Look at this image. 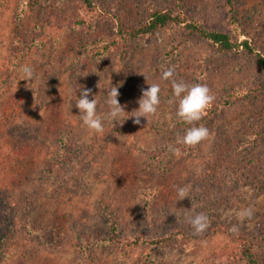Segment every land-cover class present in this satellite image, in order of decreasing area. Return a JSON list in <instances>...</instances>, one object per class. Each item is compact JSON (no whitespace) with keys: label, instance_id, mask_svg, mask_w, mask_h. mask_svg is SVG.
Returning a JSON list of instances; mask_svg holds the SVG:
<instances>
[{"label":"rangeland","instance_id":"rangeland-1","mask_svg":"<svg viewBox=\"0 0 264 264\" xmlns=\"http://www.w3.org/2000/svg\"><path fill=\"white\" fill-rule=\"evenodd\" d=\"M96 1L131 25L144 20L149 5L173 7V0ZM232 4L231 11L225 0L178 3L207 30L248 41L264 55V0ZM79 18L91 26H78ZM116 27L111 18L91 19L75 0H0V227L12 226L0 264H218L235 245L209 236L216 219L251 233L264 260V99L243 96L264 84L255 58L242 47L219 54L173 26L131 41L124 53L98 55ZM22 66L35 78L22 79ZM172 80L206 84L213 102L240 96L208 122L210 135L196 154L181 145L179 156L167 149L179 131ZM153 83L160 104L147 120L106 121L102 133L83 126L74 103L80 90H90L103 116L109 84L119 86L118 101L132 112ZM161 151L165 160L157 162ZM185 185L189 197L179 200L177 187ZM142 187L157 195L151 220L141 216ZM242 209L252 216L241 220ZM201 212L210 222L196 234L189 220ZM108 213L123 236L187 237L173 236L159 249L96 243Z\"/></svg>","mask_w":264,"mask_h":264},{"label":"trees","instance_id":"trees-1","mask_svg":"<svg viewBox=\"0 0 264 264\" xmlns=\"http://www.w3.org/2000/svg\"><path fill=\"white\" fill-rule=\"evenodd\" d=\"M75 1L91 16V19H93L94 17L96 19L111 18L116 20L117 22L116 33L111 37L104 38L101 41V47L97 50L98 55H104L115 50L124 53L131 41L142 37H149L155 32L160 31L166 27H181L188 37H195L202 41L210 43L215 48V51L219 54H227L242 47L244 51L251 54L255 58L256 64L260 72L264 76V55L262 53L255 51L249 45L248 41L236 43L232 41L229 35L218 31L207 30L200 21L193 20L190 17L185 16L180 11L178 5L180 0H173V7L170 8L161 9L151 5L145 7L144 20L136 25L127 24L118 16L108 15L106 9L104 8L105 5L101 1ZM225 6L232 11V0H225ZM76 24L78 26L89 28L92 22L89 21L87 23L85 22V19L79 18L76 20ZM258 93H260L262 98L264 99V84L244 91L243 96L246 94H249L248 96H253L254 94L256 95ZM227 97L220 101L212 102L210 107L206 110V114L198 123H202L204 126H206L216 114L220 113L222 110H224V108L229 107V104H231L232 102L231 98H240V96H238L237 94L236 96L229 94ZM178 126L179 131L177 133V136L183 134L184 128L187 127V125H185L181 121H178ZM175 140L173 142H175ZM181 146L191 154H196V152H198V145L191 147L183 145ZM167 149L169 150V147H167ZM53 153L58 154V151H55ZM163 156L164 155L162 151L159 154L157 153V162L164 161L165 159L162 160V158H164ZM142 189L143 191L140 197V204L142 205L141 216L145 219L151 220L153 201L155 206L157 195L155 194V192L152 193V188L151 190H148L147 187H142ZM145 195L148 196V199L144 200L143 197ZM104 225H106L105 236H100V239L97 240L96 243H116L126 248H134L139 245H147L152 249H159L160 247H163L170 241H172L174 239L173 236H179L180 238L187 237L182 231H177L166 236H159L157 235L158 233H154V236L152 237H147L146 235H136L132 237L123 236L119 232L118 222L111 213H108L106 215V221ZM233 226H236L238 231H231L230 229ZM11 229L12 226L10 224L0 227V259L2 258L3 253L6 251L5 239ZM208 234L209 236L210 234L221 235L223 238L227 239L230 243H233L235 245L234 255L230 259L219 261L218 264H264V260L261 258L257 250L256 238L248 231L240 229L235 222H222L216 219L211 228H209ZM85 245L87 246V241H85Z\"/></svg>","mask_w":264,"mask_h":264},{"label":"clouds","instance_id":"clouds-1","mask_svg":"<svg viewBox=\"0 0 264 264\" xmlns=\"http://www.w3.org/2000/svg\"><path fill=\"white\" fill-rule=\"evenodd\" d=\"M20 71L22 72L21 78L27 81H31L35 78L34 69L30 66H22ZM173 76L171 69L163 73V79L168 80ZM20 78V79H21ZM118 87H112L109 84V88L106 90L105 104L107 111L103 116L97 112V100L95 98L89 100L90 90H80V96L75 100V106L79 110V117L84 127L95 133H102L104 131V125L106 121L112 123L113 127L121 125L124 121L130 117L135 118L134 123L140 124L141 117L147 120V117L154 115L160 104V86L159 84H151L146 90L142 91L141 97L138 99V108L132 112H126L124 106L118 101ZM172 98L169 103H175L176 116L179 121L187 125L184 128L183 134L178 135L173 144L169 145V151L179 156L181 154L180 147L183 146H195L203 140L207 139L210 135L209 129L202 123H198L202 120L206 114V110L210 107L215 97L211 93V90L206 84L193 83L191 85L183 81H171ZM80 89V87H79ZM78 89V90H79ZM77 93V91H76ZM73 104H71L70 109ZM126 117V118H124ZM123 118V119H122ZM190 189L188 186H178L177 196L179 200H182L188 196ZM191 211V210H189ZM251 209H242L237 215L243 220L244 218H250L252 216ZM192 228L196 234L202 233L210 222L209 217L201 212L191 217L189 220ZM231 231H238L236 226H233Z\"/></svg>","mask_w":264,"mask_h":264}]
</instances>
